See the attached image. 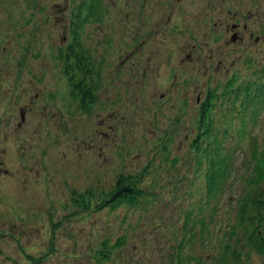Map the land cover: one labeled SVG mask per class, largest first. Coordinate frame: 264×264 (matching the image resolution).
Returning a JSON list of instances; mask_svg holds the SVG:
<instances>
[{
	"label": "rangeland",
	"instance_id": "1",
	"mask_svg": "<svg viewBox=\"0 0 264 264\" xmlns=\"http://www.w3.org/2000/svg\"><path fill=\"white\" fill-rule=\"evenodd\" d=\"M90 1L0 0V264H264V102L234 118L223 83L264 69V0ZM74 38L91 74L66 62ZM206 90L231 158L214 197ZM142 172L140 206L98 208Z\"/></svg>",
	"mask_w": 264,
	"mask_h": 264
},
{
	"label": "trees",
	"instance_id": "2",
	"mask_svg": "<svg viewBox=\"0 0 264 264\" xmlns=\"http://www.w3.org/2000/svg\"><path fill=\"white\" fill-rule=\"evenodd\" d=\"M99 5V4H98ZM95 5L92 6L94 8ZM95 9V8H94ZM82 10V9H81ZM78 46V47H76ZM66 56L67 64H69V68H73L77 70V72H85L88 74H91L93 72V68L90 67L86 63V58L83 57V51L84 47H81L79 42H77L76 38H74V41L67 46ZM78 48L79 52H75V49ZM80 48V49H79ZM72 56V57H70ZM89 79L87 77L85 79H79L75 81L72 85V94L77 93L76 96L80 97L81 104L80 107L84 111L89 110L90 107H92L95 104L94 97L91 94ZM208 102L203 103L202 108L200 109V116L201 120L197 121L195 123V127L197 129V136L196 137H205L211 139L210 144H206L203 146L204 148L201 149V153L206 155V173H205V180H206V191L207 194L211 197H214L216 193L218 192V189L221 188V185L225 183L229 178V170L231 167V161H230V153H226V148L223 146V140L218 139V137L213 135V132L211 133L208 129L211 127L209 123H207L208 119L206 120V112H208L209 109V103ZM243 122V121H242ZM213 131V128H212ZM211 133V134H210ZM197 138L194 141V144L197 148L201 147V144H199L198 141H196ZM207 148L209 150H207ZM205 150V151H204ZM263 161V160H262ZM261 161V165L255 164L253 167V170L256 171V178L258 181H260L262 178H264V162ZM260 162V161H259ZM258 162V163H259ZM143 178V172L139 174H131V175H120L117 177L116 181L114 182L113 188L108 191V195L106 193H103L102 200L99 202L100 207L99 209L103 208L104 206H110L112 207H126V208H136L140 206V202L144 197V194H142V190L139 188V184L142 181ZM219 191H221L219 189ZM201 223L202 227L205 226L203 219H198L197 223ZM264 230V227H263ZM255 232V231H254ZM259 246L257 252L262 253L264 252V239L260 240L258 244H255Z\"/></svg>",
	"mask_w": 264,
	"mask_h": 264
},
{
	"label": "bare ground",
	"instance_id": "3",
	"mask_svg": "<svg viewBox=\"0 0 264 264\" xmlns=\"http://www.w3.org/2000/svg\"><path fill=\"white\" fill-rule=\"evenodd\" d=\"M254 248H255V249H258V248H259V246H254Z\"/></svg>",
	"mask_w": 264,
	"mask_h": 264
}]
</instances>
